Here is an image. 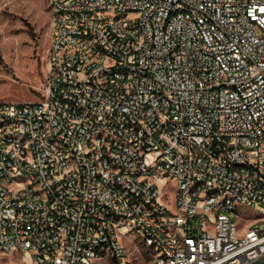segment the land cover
Segmentation results:
<instances>
[{
    "label": "built area",
    "instance_id": "1",
    "mask_svg": "<svg viewBox=\"0 0 264 264\" xmlns=\"http://www.w3.org/2000/svg\"><path fill=\"white\" fill-rule=\"evenodd\" d=\"M49 1L44 97L0 101V251L264 264V0Z\"/></svg>",
    "mask_w": 264,
    "mask_h": 264
},
{
    "label": "rangeland",
    "instance_id": "2",
    "mask_svg": "<svg viewBox=\"0 0 264 264\" xmlns=\"http://www.w3.org/2000/svg\"><path fill=\"white\" fill-rule=\"evenodd\" d=\"M52 19L49 0H0V101L44 97ZM0 264L24 262L0 251Z\"/></svg>",
    "mask_w": 264,
    "mask_h": 264
}]
</instances>
